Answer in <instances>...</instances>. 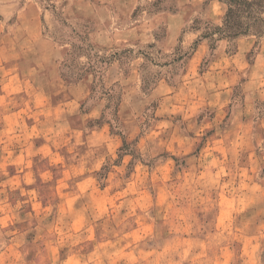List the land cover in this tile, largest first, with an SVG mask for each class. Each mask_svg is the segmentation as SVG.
I'll return each mask as SVG.
<instances>
[{"label": "rangeland", "instance_id": "obj_1", "mask_svg": "<svg viewBox=\"0 0 264 264\" xmlns=\"http://www.w3.org/2000/svg\"><path fill=\"white\" fill-rule=\"evenodd\" d=\"M225 7L212 20L206 0H0V264H264V38L212 54L202 39L166 74ZM180 9L164 50L153 18ZM109 15L152 39L96 43L93 16ZM32 32L60 56L23 47Z\"/></svg>", "mask_w": 264, "mask_h": 264}, {"label": "trees", "instance_id": "obj_2", "mask_svg": "<svg viewBox=\"0 0 264 264\" xmlns=\"http://www.w3.org/2000/svg\"><path fill=\"white\" fill-rule=\"evenodd\" d=\"M225 4V12L222 16L221 23L219 25H214L212 23H206L204 32L192 43L189 49L183 50L181 47H176L172 53V58L170 63L179 62L178 65L167 71L168 81H171L176 77L178 68L184 70L187 59L195 51L197 44L202 39H208L210 41L209 50L212 54L215 48V43L219 40H226L229 45V52L234 50L235 41L244 36H251L256 39L255 45L259 43V40L264 38V0H219ZM197 30V29H196ZM79 50L84 48L88 52V62L86 68L90 69L95 76L99 77V74L104 68L102 65L103 61L95 55H90L89 45H75ZM253 52V51H252ZM169 63V64H170ZM106 64V63H105ZM182 70V71H183ZM180 74V73H179ZM147 85L142 79V90L148 93L152 87L146 88ZM112 91V89L110 90ZM112 96H107L110 100ZM120 97L117 96L116 106L119 102ZM109 104L106 106L103 117L106 121L113 127H116V112L108 111Z\"/></svg>", "mask_w": 264, "mask_h": 264}, {"label": "crops", "instance_id": "obj_3", "mask_svg": "<svg viewBox=\"0 0 264 264\" xmlns=\"http://www.w3.org/2000/svg\"><path fill=\"white\" fill-rule=\"evenodd\" d=\"M180 4H188V5H197L198 3L204 1V0H178ZM208 1V11L206 13V15L211 18L212 20H215V18L209 16L211 13L213 15V9H216L217 7H219V5L221 4V2L219 0H206ZM187 12L184 11V9H180L179 11H176V13H168V12H163L160 13L158 15H155L153 20L157 21V19H160L161 21H164V23L166 24V33L164 38L162 39V42L160 43L161 47L164 50H169L170 48H172L177 40V37L179 36V34L181 33V27L183 26L184 22L186 21V14ZM215 13V10H214ZM121 18L120 16H117V18L115 16L109 15V16H105L104 18H98L96 16H93V21H94V26L95 29L93 31V33L91 34V38L93 41H95L96 43H100L101 45H113L114 43L116 44H121V43H129L134 41L135 39H140L141 41L144 40H149L152 39V34H151V38L149 37V35L147 34L146 30L143 28V25H139L138 23L136 24H124L121 25L119 27H117L114 31L113 28H115V26L119 24H121L120 22ZM184 36V35H183ZM26 37H30L29 38V43L28 46H23V47H27L29 49H31L32 47L38 46L40 44V42H43L44 45H42V52H46L47 54H53L54 56H56L57 58L60 56V51L63 49L61 45H53L52 39H49L48 37L42 35L40 32H32V34H30V36H26ZM25 37V38H26ZM185 37V36H184ZM186 37L189 38L188 40V44L193 43L194 42V38L196 39L197 34L196 33H191V35H186ZM246 37V36H244ZM37 43V44H35ZM30 44V45H29ZM204 42L203 40L199 41V43L196 46V49L194 51V53H197L199 51V49H201V51L203 52L204 49ZM20 47V44H19ZM22 47V46H21ZM21 49V48H20ZM12 65H14V67L18 68L21 65V68H25L24 66H22L21 63L17 64L13 63ZM42 63L39 64H31L30 66H28L27 68L30 69L29 73H32V71L34 73H36L37 75H41L42 72L38 73V69L43 68V66H41ZM21 70V69H20ZM22 72V70H21ZM12 75V73H11ZM9 78V77H8ZM22 83H24L26 79V77H22ZM86 78V83L88 84L89 82V77L86 76L82 79H80V81H78L75 85V87L79 88L80 85H83V80ZM10 79H14V76L12 75ZM32 80L29 78V81ZM21 83V84H22ZM85 83V84H86ZM86 84V85H87Z\"/></svg>", "mask_w": 264, "mask_h": 264}]
</instances>
